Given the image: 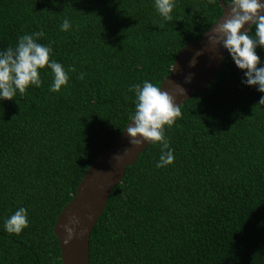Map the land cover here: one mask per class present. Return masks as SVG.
Masks as SVG:
<instances>
[{
  "label": "trees",
  "instance_id": "obj_1",
  "mask_svg": "<svg viewBox=\"0 0 264 264\" xmlns=\"http://www.w3.org/2000/svg\"><path fill=\"white\" fill-rule=\"evenodd\" d=\"M152 4L0 0V49L43 29L38 42L76 69L59 92L48 91L45 66L40 88L0 100V264H62L53 226L129 122V86L160 87L179 49L222 14L218 0H178L163 21ZM256 51L264 64V48ZM243 78L226 51L215 79L166 128L174 162L156 168L160 146L150 143L126 167L90 233L89 264H264V93ZM20 206L29 226L7 233L3 222Z\"/></svg>",
  "mask_w": 264,
  "mask_h": 264
},
{
  "label": "clouds",
  "instance_id": "obj_2",
  "mask_svg": "<svg viewBox=\"0 0 264 264\" xmlns=\"http://www.w3.org/2000/svg\"><path fill=\"white\" fill-rule=\"evenodd\" d=\"M177 4L178 0H153L152 6L163 21H172ZM227 7L228 18L216 26L215 36L209 39L221 44L235 65L243 71L242 84L256 86L259 92L264 93V64L256 51L258 47L264 48V0H230ZM159 26L164 27L163 24ZM71 28V21L64 18L60 30L68 31ZM250 30H253L251 35ZM45 35L43 29L25 33L17 37L15 46L0 49V100H13L17 92L23 95L30 86L40 88L44 83L40 70L45 66L52 74L49 92H59L62 87L68 86L69 73L76 69L71 65L66 69L55 59L51 42H38ZM192 63L194 65L195 61ZM84 76L85 73L81 72L77 78L84 79ZM181 90L185 92L183 88ZM128 91L135 95V110L129 114L131 124L126 127L131 138L129 143L134 147H141L145 141L158 143L160 155L155 167H167L175 157L165 131L182 117L180 106L174 103L167 91L147 79L131 84ZM259 104L264 105V96L260 97ZM28 226V210L23 206L3 222L7 233L17 235ZM63 227L70 240L73 228L67 224Z\"/></svg>",
  "mask_w": 264,
  "mask_h": 264
},
{
  "label": "water",
  "instance_id": "obj_3",
  "mask_svg": "<svg viewBox=\"0 0 264 264\" xmlns=\"http://www.w3.org/2000/svg\"><path fill=\"white\" fill-rule=\"evenodd\" d=\"M218 2L222 8L221 16L196 41L179 49L168 75L160 85L177 105L194 93L204 91L222 68L227 50L209 39L215 36L216 26L228 18V4L223 0ZM181 88L185 90L184 93ZM129 123L87 168L73 198L57 216L53 232L59 243L62 264H89L90 233L102 215L112 189L121 181L126 167L132 165L150 144L145 141L141 147L132 146L126 131ZM65 224L73 228L70 240L63 227Z\"/></svg>",
  "mask_w": 264,
  "mask_h": 264
}]
</instances>
